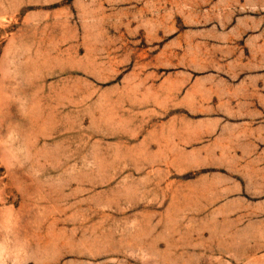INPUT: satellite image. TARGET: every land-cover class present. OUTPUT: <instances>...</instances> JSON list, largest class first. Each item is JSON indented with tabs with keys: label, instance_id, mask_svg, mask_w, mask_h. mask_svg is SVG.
I'll use <instances>...</instances> for the list:
<instances>
[{
	"label": "rangeland",
	"instance_id": "rangeland-1",
	"mask_svg": "<svg viewBox=\"0 0 264 264\" xmlns=\"http://www.w3.org/2000/svg\"><path fill=\"white\" fill-rule=\"evenodd\" d=\"M0 264H264V0H0Z\"/></svg>",
	"mask_w": 264,
	"mask_h": 264
}]
</instances>
